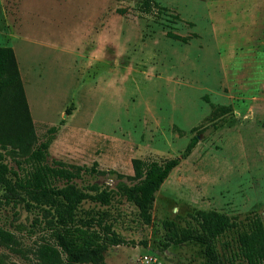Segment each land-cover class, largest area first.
<instances>
[{
	"label": "rangeland",
	"instance_id": "rangeland-1",
	"mask_svg": "<svg viewBox=\"0 0 264 264\" xmlns=\"http://www.w3.org/2000/svg\"><path fill=\"white\" fill-rule=\"evenodd\" d=\"M7 45L38 143L59 127L44 162L62 161L79 185L114 186L117 174H134L133 158L180 156L199 136L156 193L151 224L125 199L111 205L125 241L108 247L106 264H204L203 244L167 239L196 226L198 210L238 223L216 241L228 255L248 218L264 222V0H0ZM26 157L0 140L9 166L24 173ZM51 225L2 198L0 229L14 238L0 243V264H42L44 244L61 250Z\"/></svg>",
	"mask_w": 264,
	"mask_h": 264
},
{
	"label": "trees",
	"instance_id": "trees-1",
	"mask_svg": "<svg viewBox=\"0 0 264 264\" xmlns=\"http://www.w3.org/2000/svg\"><path fill=\"white\" fill-rule=\"evenodd\" d=\"M144 9L150 10L147 3ZM170 35L187 40V37ZM220 110L225 113L227 108L220 107ZM213 126L217 127L218 123L214 122ZM7 129H10L7 136H0V140L28 154L29 168L21 173L0 158V200L24 203L27 210H41L52 223L61 250L53 244L41 246L38 254L42 264H106L108 247L125 241L109 221L111 205L119 198L125 199L136 206L143 223L151 224L156 193L199 141L198 134L193 135L180 156L162 161L133 158L134 174H117L114 186L98 182L79 185L75 181L78 173L64 169L62 161L55 162V166L44 162L59 127L51 126L49 137L38 143L16 53L8 45L0 46V132ZM91 171L98 170L93 167ZM84 202L93 206L85 208ZM194 217L196 226L175 228L168 241L203 244L204 264H264V222L260 216L243 223V229L237 232V249L229 255L218 249L216 241L238 223L216 210H198ZM13 238L11 232L0 229V243L7 245ZM142 244L147 246L146 241Z\"/></svg>",
	"mask_w": 264,
	"mask_h": 264
},
{
	"label": "bare ground",
	"instance_id": "bare-ground-1",
	"mask_svg": "<svg viewBox=\"0 0 264 264\" xmlns=\"http://www.w3.org/2000/svg\"><path fill=\"white\" fill-rule=\"evenodd\" d=\"M32 102V101H31Z\"/></svg>",
	"mask_w": 264,
	"mask_h": 264
}]
</instances>
